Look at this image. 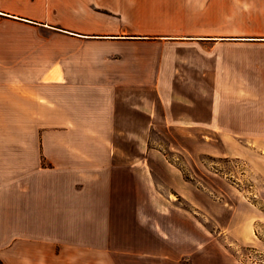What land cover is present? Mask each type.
Listing matches in <instances>:
<instances>
[{"label":"crops","instance_id":"1","mask_svg":"<svg viewBox=\"0 0 264 264\" xmlns=\"http://www.w3.org/2000/svg\"><path fill=\"white\" fill-rule=\"evenodd\" d=\"M221 56L256 65L205 66ZM231 93L264 96V0H0V264H132V144L113 138L264 137V116H221ZM45 114L48 166L26 125ZM74 136L111 138L107 160Z\"/></svg>","mask_w":264,"mask_h":264},{"label":"rangeland","instance_id":"2","mask_svg":"<svg viewBox=\"0 0 264 264\" xmlns=\"http://www.w3.org/2000/svg\"><path fill=\"white\" fill-rule=\"evenodd\" d=\"M227 23L234 29L240 25L234 19ZM216 41H209L206 47H215ZM216 48L241 49L230 43L216 44ZM210 60L207 68L232 73V77L241 68L256 65V58L239 56ZM153 64H160L157 58ZM176 64L191 68L195 62ZM41 87L43 106L48 103L47 91H43L47 86ZM221 98V116L245 121L264 116L262 95L231 93ZM47 118V114L42 115L40 124L26 122L30 129L40 125L46 166L51 146L60 139L49 128ZM71 139L79 152L84 146L92 148L90 161L107 160L108 153L102 147L110 144L111 138ZM113 139L116 145L132 144L131 223L139 230L132 233V264H193L194 255L197 264H205L208 258L211 264H228V257L242 264H264V137L156 135ZM178 181L199 192L198 199L190 198L192 190H179ZM120 223H130L129 218L122 217ZM181 226H186V231ZM161 235L167 243L165 239L160 242L157 237Z\"/></svg>","mask_w":264,"mask_h":264},{"label":"trees","instance_id":"3","mask_svg":"<svg viewBox=\"0 0 264 264\" xmlns=\"http://www.w3.org/2000/svg\"><path fill=\"white\" fill-rule=\"evenodd\" d=\"M1 264H3V263H1Z\"/></svg>","mask_w":264,"mask_h":264}]
</instances>
